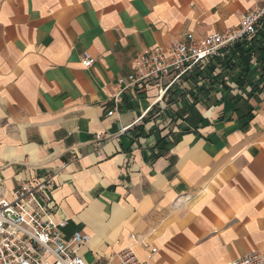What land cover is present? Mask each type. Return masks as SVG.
<instances>
[{
  "label": "crops",
  "instance_id": "0c3cea01",
  "mask_svg": "<svg viewBox=\"0 0 264 264\" xmlns=\"http://www.w3.org/2000/svg\"><path fill=\"white\" fill-rule=\"evenodd\" d=\"M263 3L0 0V197L55 176L51 219L66 221L67 237L90 236L81 248L90 262L126 247L146 258L142 239L154 264L264 254V79L256 54L235 57L231 68L217 58L201 74L198 96L189 85L158 100L152 84L125 92L108 116L138 53L189 31L198 39L224 32ZM85 51L96 59L90 68ZM126 127L99 156L96 136Z\"/></svg>",
  "mask_w": 264,
  "mask_h": 264
},
{
  "label": "built area",
  "instance_id": "2783aa9c",
  "mask_svg": "<svg viewBox=\"0 0 264 264\" xmlns=\"http://www.w3.org/2000/svg\"><path fill=\"white\" fill-rule=\"evenodd\" d=\"M263 26L264 3L259 8L248 9L239 25L224 32L215 31L198 39L189 31L169 45H155L138 53L127 77L118 79L108 116L119 112L125 92L141 91L152 84L159 89L158 100L174 88L185 92L189 85L198 96L205 83L201 74L207 67L217 58L223 59L236 43L251 40ZM95 62L89 51L83 53L85 68L92 67ZM191 100L194 103L196 98L192 95ZM154 105L149 106L144 116ZM126 129L114 134L99 133L95 139L98 155L103 154L105 142L114 141ZM55 186V176L48 175L22 183L13 191L11 199L0 197V264H154V248L146 239L140 241L150 250L146 258H141L133 247H126L106 261H88L81 248L90 242V236L75 232L67 237L62 231L66 221L55 223L51 219L56 208L51 197ZM38 195L43 202L39 201ZM191 199L192 196L187 195L185 200L175 201L174 206L180 207ZM137 236L132 234L131 238L136 240ZM226 264H264V254L254 250Z\"/></svg>",
  "mask_w": 264,
  "mask_h": 264
},
{
  "label": "trees",
  "instance_id": "16d2710c",
  "mask_svg": "<svg viewBox=\"0 0 264 264\" xmlns=\"http://www.w3.org/2000/svg\"><path fill=\"white\" fill-rule=\"evenodd\" d=\"M252 54H256L258 56V62L261 68L260 74L264 79V26L251 40L238 42L232 46L230 48L229 54L226 55L224 59L218 60L217 63L221 66H225L226 68H231V65L233 64L232 60L235 57L241 58L243 56H250Z\"/></svg>",
  "mask_w": 264,
  "mask_h": 264
},
{
  "label": "rangeland",
  "instance_id": "374dc122",
  "mask_svg": "<svg viewBox=\"0 0 264 264\" xmlns=\"http://www.w3.org/2000/svg\"><path fill=\"white\" fill-rule=\"evenodd\" d=\"M38 199H39V201L43 202L42 197H40L39 195H38Z\"/></svg>",
  "mask_w": 264,
  "mask_h": 264
}]
</instances>
